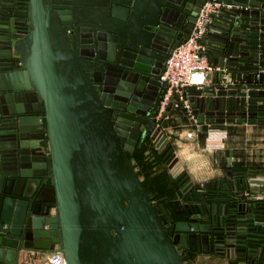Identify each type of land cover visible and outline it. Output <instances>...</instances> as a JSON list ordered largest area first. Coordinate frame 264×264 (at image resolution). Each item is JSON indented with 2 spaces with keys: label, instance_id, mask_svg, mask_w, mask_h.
<instances>
[{
  "label": "water",
  "instance_id": "95a60500",
  "mask_svg": "<svg viewBox=\"0 0 264 264\" xmlns=\"http://www.w3.org/2000/svg\"><path fill=\"white\" fill-rule=\"evenodd\" d=\"M204 1L0 0V264L54 250L66 264H188L180 248L206 243L264 264L258 179L171 172L172 194L153 198L130 157L148 137L176 162L155 117L161 72ZM219 1L202 37L218 68L187 88L185 113L264 122V0ZM172 104L184 110L173 96L163 115Z\"/></svg>",
  "mask_w": 264,
  "mask_h": 264
},
{
  "label": "crops",
  "instance_id": "0c3cea01",
  "mask_svg": "<svg viewBox=\"0 0 264 264\" xmlns=\"http://www.w3.org/2000/svg\"><path fill=\"white\" fill-rule=\"evenodd\" d=\"M211 81L210 76L207 83ZM190 119L179 105L172 104L159 120L176 162L170 168L167 161H155L151 176L162 172L166 187L171 172H185L193 183L200 184L223 175L226 169L241 172L244 170L234 168L259 167L256 172L254 170L255 173H247V177L258 179L249 184L257 189V193L264 190V122L197 123ZM46 256L47 252L29 251L21 256L20 264H39ZM188 264L246 263L236 259L226 260L218 255L201 254L192 257Z\"/></svg>",
  "mask_w": 264,
  "mask_h": 264
},
{
  "label": "built area",
  "instance_id": "2783aa9c",
  "mask_svg": "<svg viewBox=\"0 0 264 264\" xmlns=\"http://www.w3.org/2000/svg\"><path fill=\"white\" fill-rule=\"evenodd\" d=\"M222 2L219 0H205L200 11L196 14L193 27L186 39L175 45L166 59L161 72V79L166 83V89L160 99L156 120L163 116L169 100L176 96L186 113H191L186 90L189 87H201L207 83L218 67L213 65L204 52L202 37L209 29L213 17L219 12ZM230 83L228 74L224 75V86ZM191 133H189L190 135ZM257 195L263 196L264 190ZM39 264H66L62 252L58 250L47 252V256Z\"/></svg>",
  "mask_w": 264,
  "mask_h": 264
},
{
  "label": "trees",
  "instance_id": "16d2710c",
  "mask_svg": "<svg viewBox=\"0 0 264 264\" xmlns=\"http://www.w3.org/2000/svg\"><path fill=\"white\" fill-rule=\"evenodd\" d=\"M131 160L135 166L139 177L142 179L147 190L153 195V198L160 197L166 193L172 194V185L169 179V184L165 187L163 182V173L151 176L153 164L155 161H166V158L157 150L152 140L145 138L140 145H137L133 152L130 154ZM244 170L246 173L253 174L259 167H235L234 169ZM255 170V172H254ZM162 179V180H161Z\"/></svg>",
  "mask_w": 264,
  "mask_h": 264
},
{
  "label": "flooded vegetation",
  "instance_id": "af4514ba",
  "mask_svg": "<svg viewBox=\"0 0 264 264\" xmlns=\"http://www.w3.org/2000/svg\"><path fill=\"white\" fill-rule=\"evenodd\" d=\"M146 138H148V137H146ZM43 145L46 148V144H43ZM48 182H50V180H48ZM161 196H163V195H161ZM156 198H158V197H156ZM51 211L54 212V209L52 208ZM175 218L176 219H179L181 217L180 216H176ZM205 245H206L207 248H205V249L204 248H201L200 251L199 250H190V249L180 248V252L181 253H184L185 251H188L189 257L187 259V263L189 262V260L192 257L198 256V255H201V254H208V255L213 254V255L221 256V257L225 258L226 260H234L231 257H226V253L225 252H221L222 250H220L219 248H216L215 246H209V244H207V243ZM202 247H205V246H202Z\"/></svg>",
  "mask_w": 264,
  "mask_h": 264
}]
</instances>
